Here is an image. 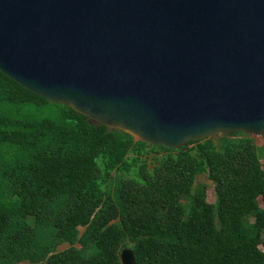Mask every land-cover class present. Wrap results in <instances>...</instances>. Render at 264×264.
Wrapping results in <instances>:
<instances>
[{"label":"trees","instance_id":"1","mask_svg":"<svg viewBox=\"0 0 264 264\" xmlns=\"http://www.w3.org/2000/svg\"><path fill=\"white\" fill-rule=\"evenodd\" d=\"M263 158L241 132L149 145L0 71V264H264Z\"/></svg>","mask_w":264,"mask_h":264},{"label":"water","instance_id":"2","mask_svg":"<svg viewBox=\"0 0 264 264\" xmlns=\"http://www.w3.org/2000/svg\"><path fill=\"white\" fill-rule=\"evenodd\" d=\"M0 71L149 145L264 137V0H0Z\"/></svg>","mask_w":264,"mask_h":264},{"label":"rangeland","instance_id":"3","mask_svg":"<svg viewBox=\"0 0 264 264\" xmlns=\"http://www.w3.org/2000/svg\"><path fill=\"white\" fill-rule=\"evenodd\" d=\"M252 138L255 139L256 143L258 144V146H262L264 145V137L263 136H251ZM260 152H262V149H260ZM152 161V159H151ZM263 164H264V158H263ZM130 177H133V174L129 175ZM198 183H204L207 186V200L209 203H215L216 201V193H215V186L214 184L208 179L207 175H202L197 179ZM80 231L83 232L84 229L80 228ZM263 239H264V235H263ZM68 245L64 244L62 245L59 250H64L67 249ZM261 249L264 251V246H261Z\"/></svg>","mask_w":264,"mask_h":264}]
</instances>
